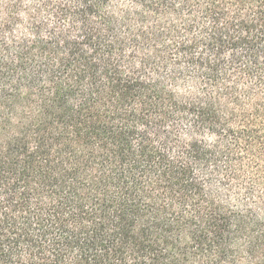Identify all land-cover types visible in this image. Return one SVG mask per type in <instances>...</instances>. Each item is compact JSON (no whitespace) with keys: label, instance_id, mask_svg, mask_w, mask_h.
Returning <instances> with one entry per match:
<instances>
[{"label":"trees","instance_id":"obj_1","mask_svg":"<svg viewBox=\"0 0 264 264\" xmlns=\"http://www.w3.org/2000/svg\"><path fill=\"white\" fill-rule=\"evenodd\" d=\"M0 264H264V0H0Z\"/></svg>","mask_w":264,"mask_h":264}]
</instances>
